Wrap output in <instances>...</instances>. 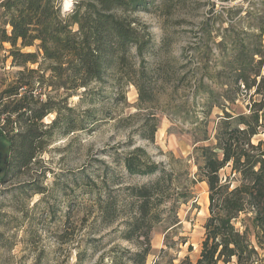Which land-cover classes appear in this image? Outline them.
<instances>
[{"label": "rangeland", "instance_id": "rangeland-1", "mask_svg": "<svg viewBox=\"0 0 264 264\" xmlns=\"http://www.w3.org/2000/svg\"><path fill=\"white\" fill-rule=\"evenodd\" d=\"M64 1L59 0L66 14L79 0H70L66 11ZM126 14L150 34L144 53L147 100L139 103L132 84L124 88L123 98L107 78L61 102L70 107L66 115L74 121L73 130L55 129L29 170L0 183V264H134L125 251L138 250L141 238L121 236L138 215L139 203L129 186L150 184L158 175L125 171L122 157L134 147L144 148L149 160L165 172L153 187L144 214L134 222L139 231L149 229L151 250L145 264H179L186 255L192 261L199 256L209 192L195 174L201 161L197 148L215 143L224 109L232 115L249 113L251 108L264 113V95L256 93L255 86L229 84L239 41L261 50L252 65L263 57L264 71V31L256 35L257 27L264 26V0H148L144 8ZM2 45L0 91L24 69L7 56L10 44ZM21 51L33 52L36 47ZM131 53V61L138 63L134 48ZM40 63L44 80L35 83V93L43 101L65 97V90L50 85L49 61L39 57L26 67L39 69ZM206 71L211 73V80L204 79L212 89L208 102L205 92L195 89ZM32 79L36 81L38 74ZM234 96L235 102L228 100ZM207 109L209 114L203 112ZM54 116L48 113L43 122ZM259 123L253 142L264 141V116ZM153 125L157 129L150 139ZM1 143L5 149L6 142ZM230 165L221 168L219 176L232 187L238 174ZM34 187L42 192L34 193Z\"/></svg>", "mask_w": 264, "mask_h": 264}, {"label": "trees", "instance_id": "trees-1", "mask_svg": "<svg viewBox=\"0 0 264 264\" xmlns=\"http://www.w3.org/2000/svg\"><path fill=\"white\" fill-rule=\"evenodd\" d=\"M147 4L148 0H79L70 12L63 14L59 0H0V49L4 42L9 43L7 56L12 57L14 65L24 67L0 91V136L1 142H6L5 149L2 143L0 146V183L29 170L55 129L64 126L66 131L73 130L74 121L66 115L70 107L61 102L78 89L86 92L91 83L105 82L108 78L111 87L123 98L124 88L132 84L138 92L139 103L147 100L143 92L147 71L144 53L150 45V34L145 25L126 14L127 10L136 11ZM257 28L256 35L260 37L264 26ZM29 46H35L36 51H21ZM132 48L140 59L138 63L131 61ZM256 55L262 56L260 49L239 41L236 60L229 67V84L255 86V92L264 95V71L260 69L263 57L252 65ZM39 57L41 62H50L46 66L51 72L50 85L65 90V97L43 101L35 93V83L44 80V69L42 63L39 69L27 68L26 63L38 62ZM34 73L38 74L36 81L32 79ZM206 78L211 80L210 71L197 80L195 89L205 92L204 100L208 102L212 89L204 82ZM235 99L234 96L228 100L235 102ZM259 110L251 108L249 113L241 111L232 115L224 109L225 115L213 135L215 143L197 148L201 161L195 174L207 183L209 215L204 223L199 256L192 261L186 255L179 264H264V141L252 140L259 133V120L264 116ZM203 112L209 114L208 109ZM48 113L55 116L44 123ZM156 129L153 125L149 130L150 139ZM202 129L206 134V127ZM229 163L238 174L237 184L232 187L230 181L222 182L219 176L220 169ZM122 164L131 175L158 174L150 184L129 186L139 203L138 215L132 217L121 235L126 240L133 236L141 238L138 250L125 253L132 263L145 264L151 250L149 229L139 231L134 222L144 214L153 196V187L164 178L165 172L157 162L149 160L142 147L126 152ZM23 184L20 183V188ZM36 188L34 193L42 192Z\"/></svg>", "mask_w": 264, "mask_h": 264}, {"label": "bare ground", "instance_id": "bare-ground-1", "mask_svg": "<svg viewBox=\"0 0 264 264\" xmlns=\"http://www.w3.org/2000/svg\"><path fill=\"white\" fill-rule=\"evenodd\" d=\"M70 8V0H65L62 6V10H67Z\"/></svg>", "mask_w": 264, "mask_h": 264}, {"label": "water", "instance_id": "water-1", "mask_svg": "<svg viewBox=\"0 0 264 264\" xmlns=\"http://www.w3.org/2000/svg\"><path fill=\"white\" fill-rule=\"evenodd\" d=\"M66 11V10H64ZM0 146H1V136H0ZM0 171H1V147H0Z\"/></svg>", "mask_w": 264, "mask_h": 264}]
</instances>
